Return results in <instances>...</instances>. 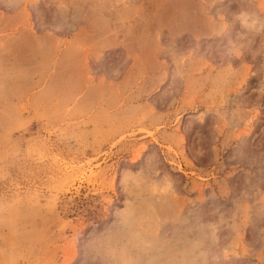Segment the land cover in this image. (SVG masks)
Here are the masks:
<instances>
[{"label":"rangeland","instance_id":"374dc122","mask_svg":"<svg viewBox=\"0 0 264 264\" xmlns=\"http://www.w3.org/2000/svg\"><path fill=\"white\" fill-rule=\"evenodd\" d=\"M0 264H264V0H0Z\"/></svg>","mask_w":264,"mask_h":264}]
</instances>
